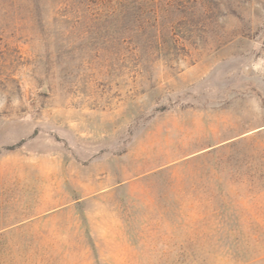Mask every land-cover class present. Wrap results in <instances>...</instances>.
<instances>
[{"label":"rangeland","instance_id":"1","mask_svg":"<svg viewBox=\"0 0 264 264\" xmlns=\"http://www.w3.org/2000/svg\"><path fill=\"white\" fill-rule=\"evenodd\" d=\"M121 1L0 11V264H264V0Z\"/></svg>","mask_w":264,"mask_h":264},{"label":"trees","instance_id":"2","mask_svg":"<svg viewBox=\"0 0 264 264\" xmlns=\"http://www.w3.org/2000/svg\"><path fill=\"white\" fill-rule=\"evenodd\" d=\"M122 1H126V0H122ZM122 1L120 2V4L125 3V2L122 3ZM26 2H28V4L34 7L35 9H39L41 6L59 7V5H69L72 3V0H62L60 2L59 0H44L43 2L41 0H26ZM17 4H18L17 0H0V11L6 12L8 7H13ZM161 14L162 13L154 12L150 14V16L148 15L145 16V20H143L145 22H143L142 24L143 26H142L140 24L129 25V21L131 20L134 23L135 22L137 23L139 17L135 12H131V13L127 12L125 16V21L127 23H125L124 27L122 28L123 33L125 34L124 35L125 39L127 41L133 40L134 43H138L139 40L145 36L150 40L160 39L164 41L165 38L168 37V35H166L167 33L164 30H162L163 32L161 33L160 32L161 30H159L156 26V22L159 20L160 17H162ZM143 28H145V30L146 28L149 29V32L148 33L144 32Z\"/></svg>","mask_w":264,"mask_h":264}]
</instances>
